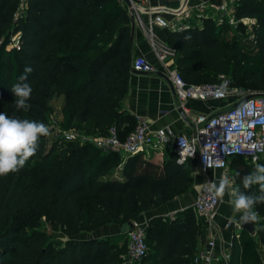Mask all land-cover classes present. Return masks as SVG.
Returning a JSON list of instances; mask_svg holds the SVG:
<instances>
[{
    "label": "trees",
    "instance_id": "1",
    "mask_svg": "<svg viewBox=\"0 0 264 264\" xmlns=\"http://www.w3.org/2000/svg\"><path fill=\"white\" fill-rule=\"evenodd\" d=\"M18 2L0 0V112L46 124L51 98L61 97L62 129L103 135L114 126L123 139L135 124L121 109L133 59L126 5L120 0H25L14 20ZM232 15L240 28V20L250 21L249 40L222 38L228 24L211 18L200 26L166 29L175 68L189 84L214 83L223 75L233 88L263 92L264 0H236ZM25 66L33 69L27 112L15 108L10 90ZM63 143L54 140L47 147L41 137L22 169L0 177V264H120L125 233L73 236L134 220L182 196L191 185V163H177L170 150L121 158L89 143ZM257 163L264 165V156ZM256 164L240 156L227 159L235 187L243 191L241 180ZM111 166H119V178L108 175ZM251 191L258 194V186ZM254 210L260 214L255 233L241 229L228 264H264V203ZM41 222L64 241H51ZM203 233L192 207L170 219L151 218L145 264H190ZM122 236L124 244H119Z\"/></svg>",
    "mask_w": 264,
    "mask_h": 264
},
{
    "label": "built area",
    "instance_id": "2",
    "mask_svg": "<svg viewBox=\"0 0 264 264\" xmlns=\"http://www.w3.org/2000/svg\"><path fill=\"white\" fill-rule=\"evenodd\" d=\"M130 0L128 8L133 18L143 25L141 15H147V23H155L161 27L166 22L160 16L166 9L155 0ZM236 0H217L216 22L225 21L228 25L237 24L232 15L233 4ZM25 0H19L13 19L24 10ZM240 21H249L242 19ZM189 25H181L183 29ZM150 27L148 28L151 34ZM18 37L11 38L12 45H17ZM151 49L158 66L171 83L178 107L192 123L193 132L189 135L174 133L169 128L150 129L145 118L135 116V124L123 139L118 137L114 126H110L103 135H88L77 129H56L59 142L89 143L103 151L117 152L121 158L142 152L149 148L163 153L172 151L177 163H194L196 170L204 175L199 182L198 191L192 204V209L197 222L203 229V240L192 256L190 264H228L233 241L238 237L232 234L225 239L217 224L216 206L220 199L213 198L208 192V185L216 182L213 177L206 176L209 170H219L221 176L227 175V159L240 156L248 163L256 164L264 156V91L237 90L228 85L227 79L219 75L214 83L189 84L186 83L175 65L169 63L175 57V50L163 43L151 41ZM131 70L142 73H155L157 68L148 62L142 55L133 57ZM227 82L228 94L218 95L220 85ZM195 99L201 102L227 100L228 107L225 111L214 114H193L183 102ZM49 127V124L46 123ZM51 127V126H50ZM258 158V159H257ZM133 228L125 233V253L121 256L120 264H145L147 254L145 244V230L147 223L132 220ZM229 226V222L225 224Z\"/></svg>",
    "mask_w": 264,
    "mask_h": 264
},
{
    "label": "crops",
    "instance_id": "3",
    "mask_svg": "<svg viewBox=\"0 0 264 264\" xmlns=\"http://www.w3.org/2000/svg\"><path fill=\"white\" fill-rule=\"evenodd\" d=\"M216 3L217 0H162L159 4L166 9L165 12L160 14L166 22V26L163 27L155 23L148 24L147 15L145 14L141 15L143 25L139 24L137 19L134 18V28L131 34L133 57L142 55L158 71L155 73L130 72L127 80V92L121 103V109L123 111L127 112L133 118L135 116L145 118L149 124V128L152 130L166 127L177 134L189 135L193 132L192 123L178 107L171 83L162 72L160 66H158L151 49V41L153 40L157 44H166V29L178 30L177 27L181 25L200 26L201 21L205 18L215 20L217 17L215 9ZM150 4H156V1L151 0ZM149 27L151 34L148 31ZM174 59L175 57L169 60V63L175 65ZM183 106L187 107L193 114H214L225 111L228 107V102L227 100L201 102L195 99H187L183 102ZM130 128L131 126L127 127V129ZM145 150L146 152L147 150L152 152L149 148ZM143 154L147 156L150 153ZM191 169V185L185 194L142 213L136 220L147 223L153 217L170 219L183 209L192 207L198 191L199 182L204 175L193 171L194 169L196 170L194 163H191ZM228 172L227 170V174ZM205 175L213 177L218 183L222 174L219 170H209ZM116 177L119 178L118 171L116 172ZM230 199V196L227 194L223 199H220L216 206L215 216L219 230L227 240L232 234L238 236L241 231V228L230 220L232 215L231 205L229 203ZM227 222H229L228 227L225 226ZM92 233L95 234L91 235L94 238L119 234L117 225L103 226ZM202 240L203 238L198 237L196 245L199 246Z\"/></svg>",
    "mask_w": 264,
    "mask_h": 264
},
{
    "label": "clouds",
    "instance_id": "4",
    "mask_svg": "<svg viewBox=\"0 0 264 264\" xmlns=\"http://www.w3.org/2000/svg\"><path fill=\"white\" fill-rule=\"evenodd\" d=\"M32 71L31 66H25L18 81L10 89L15 98V108L25 112L31 107L28 101L33 89L28 83V78ZM217 94H228L227 82L220 85ZM49 132L50 129L43 122L9 117L0 112V177L22 169L29 158L35 155L40 138L47 136ZM235 184L236 180L225 174L218 183L212 182L208 185V192L215 199H223L226 194L230 196L232 223L242 227L257 222L260 214L254 208L257 204L264 203V165L257 163L253 171L243 176V191L235 187ZM253 186H258V194L251 191Z\"/></svg>",
    "mask_w": 264,
    "mask_h": 264
},
{
    "label": "rangeland",
    "instance_id": "5",
    "mask_svg": "<svg viewBox=\"0 0 264 264\" xmlns=\"http://www.w3.org/2000/svg\"><path fill=\"white\" fill-rule=\"evenodd\" d=\"M16 12V10H15ZM217 20L215 19V22ZM242 22V21H241ZM220 24H222V22H220ZM227 29L225 31V33L222 35V38L224 39H227V38H230L231 36L233 35H236L238 37H240L242 40H249L250 38V21H243L242 22V26L244 27L243 28H240L238 27V25H233V26H230V25H227ZM237 90H241V91H245V90H252L250 88H244L242 86H235ZM61 100L62 98L61 97H53L51 98L49 104H50V112L48 113L47 115V119H46V123L49 124V129H50V132L47 136H44L45 138V143H46V146L48 147L51 142H53L54 140H58L57 139V136L58 134L56 129H62V127L60 126V107H61ZM51 126V127H50ZM90 135V134H88ZM62 144H64L63 142H60ZM142 153H150L149 150H146L145 151H142ZM118 167H113L111 166L110 168H113L111 169L109 172L108 175L110 176H116V172L118 171ZM228 169H229V166H228ZM254 169V168H253ZM230 170V169H229ZM228 170V171H229ZM229 191H231V189H229ZM40 230H43L46 235L48 236V238L55 242L56 244H60L62 241H64L65 237L62 236V234L58 231H51L50 228L48 227V225H46L45 223L41 222L40 226H39ZM91 235H95L93 233H80V234H77L75 236H73L74 238H86V237H91ZM124 241H125V238L124 236L121 237V239L118 240V243L119 244H124ZM147 264H149L147 262Z\"/></svg>",
    "mask_w": 264,
    "mask_h": 264
},
{
    "label": "water",
    "instance_id": "6",
    "mask_svg": "<svg viewBox=\"0 0 264 264\" xmlns=\"http://www.w3.org/2000/svg\"><path fill=\"white\" fill-rule=\"evenodd\" d=\"M120 1L123 2L126 5L127 8L131 7L130 0H120ZM129 21H130V34H132L133 33V28H134V18H133V16L131 14L129 15ZM131 72L135 73V72H138V71L131 70ZM254 226H255V222L243 225L240 228L244 229L245 231H247L250 235H254ZM132 228H133L132 220H127L126 222L117 225V229H118V233L119 234L126 233L127 231L132 230Z\"/></svg>",
    "mask_w": 264,
    "mask_h": 264
}]
</instances>
